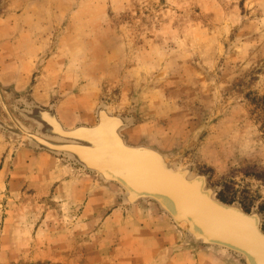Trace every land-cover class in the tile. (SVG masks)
<instances>
[{"label": "rangeland", "instance_id": "obj_1", "mask_svg": "<svg viewBox=\"0 0 264 264\" xmlns=\"http://www.w3.org/2000/svg\"><path fill=\"white\" fill-rule=\"evenodd\" d=\"M4 104L35 133L33 107L58 109L66 129L108 110L127 120L128 145L205 177L264 232V0H0V264L144 263L145 234L120 225L104 193L83 213V189L113 182L61 154L92 180L46 178ZM163 212L188 238H169L181 250L155 264H247Z\"/></svg>", "mask_w": 264, "mask_h": 264}, {"label": "water", "instance_id": "obj_2", "mask_svg": "<svg viewBox=\"0 0 264 264\" xmlns=\"http://www.w3.org/2000/svg\"><path fill=\"white\" fill-rule=\"evenodd\" d=\"M7 113L14 123L12 132L26 137L31 147L68 156L87 171L101 175L104 181L120 185L128 197L135 192L137 196H131L126 203L155 201L177 225L185 226L198 243L237 253L247 264H259L262 251L258 247L264 243L260 216L248 215L236 206L217 201L207 188L205 177L190 178L186 173L190 172L189 169L185 171L171 166L156 149L128 145L120 133L126 123L120 125L118 119L113 118L116 116L108 112L103 116L99 114L96 125L70 130L60 121L55 107H33L24 114L39 125L35 133L19 125L8 110ZM44 136L46 138L42 139ZM147 155L155 157V164L148 161ZM136 187L140 189L136 190ZM235 216L253 225V240L242 241L237 233L223 231L228 224L219 220L233 222Z\"/></svg>", "mask_w": 264, "mask_h": 264}, {"label": "crops", "instance_id": "obj_3", "mask_svg": "<svg viewBox=\"0 0 264 264\" xmlns=\"http://www.w3.org/2000/svg\"><path fill=\"white\" fill-rule=\"evenodd\" d=\"M57 115L59 114L58 109H56ZM59 116V115H58ZM23 153V152H22ZM26 155H32V156H40V162H46L47 167L45 169L46 172V178L52 179V182L58 181V179L54 180V176H66L64 178V184H75L76 177L80 176L81 178L85 180V177L91 176L89 174L84 173L85 171H82V169H78L77 167H74L69 161H67L65 158H63L59 154H54L48 151L44 150H36L33 148H29L28 151L25 153ZM91 176V180H92ZM63 179V178H61ZM54 180V181H53ZM119 186L113 183H104L103 184H97L95 187H92V181L91 184H89L85 189H83L85 200L87 201L86 204H84V211L85 213L87 209L89 208V205H91V196L97 194H105L104 202H102V205H104V208H109L115 210V212L118 213V215H121V218L118 219V223L120 225H125L128 223H131L130 226H133L135 228V225H137V228H135V231H137V234H140L141 231L145 236H140V240L143 244V247L145 250L142 249L141 252V258L144 260V263L141 262V264H155L157 262H161L162 257L169 254L171 250H181L180 248H172V243H167L168 239L173 240H180L182 241L183 236L184 238H188L182 231L178 230L177 227L174 225L172 220L167 217V215H164V212L162 209L158 206L157 203L151 202V201H138L137 203L130 204L124 202V195L123 193H119ZM118 188V189H116ZM109 195L111 200L109 199ZM123 200V201H121ZM94 201V200H93ZM104 203V204H103ZM148 208V212L141 211L140 209ZM136 209L139 211V216L137 217L133 215V213L136 211ZM156 210V211H155ZM131 214V215H130ZM113 215H110V219H112ZM129 226V228H130ZM142 226V227H141ZM144 230V231H143ZM179 234V235H178ZM186 236V237H185ZM187 240V239H186ZM176 255L173 256H177ZM182 252V251H180ZM179 254V253H178ZM183 254V252H182ZM184 255H187L184 253Z\"/></svg>", "mask_w": 264, "mask_h": 264}, {"label": "bare ground", "instance_id": "obj_4", "mask_svg": "<svg viewBox=\"0 0 264 264\" xmlns=\"http://www.w3.org/2000/svg\"><path fill=\"white\" fill-rule=\"evenodd\" d=\"M106 112H108V110H101L99 113L100 115H104L106 114ZM109 114V112H108ZM112 115V114H110ZM112 116H115V115H112ZM113 118H116L118 119V123L121 125L122 123H126L127 125V121L123 120V118H118L117 116L116 117H113ZM71 130V129H70ZM43 138H46L45 136L42 137ZM135 147H138V146H135ZM150 157H148L147 155V158L149 159L148 161H150L152 164H155L156 160H155V157L152 156V155H149ZM179 170H182V169H179ZM186 171V169H185ZM186 173L189 175L190 178H197V176H193L192 175V172H188L186 171ZM136 190H139L140 188L136 187L135 188ZM132 195H130V197H134V196H137V194L134 192L131 193ZM129 194H125L123 197H124V200L128 201L129 199H131L130 197H128ZM236 218V221H230L232 222V224H230V222H226V221H229V220H225V219H222V220H219L220 222H224V223H227L228 225L225 226L224 230L225 232L227 231H230L232 234L235 235V233H237V236L240 237L242 239V241H246L248 239H252L254 238V235H253V225L250 224L248 221H245L244 218L240 217V216H235ZM231 225V226H230ZM258 248H261V251H262V257L261 259L259 258V264H264V243L261 242V244L259 245Z\"/></svg>", "mask_w": 264, "mask_h": 264}]
</instances>
